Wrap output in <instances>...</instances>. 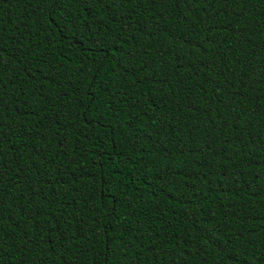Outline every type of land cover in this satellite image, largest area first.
Returning a JSON list of instances; mask_svg holds the SVG:
<instances>
[{"label":"trees","instance_id":"1","mask_svg":"<svg viewBox=\"0 0 264 264\" xmlns=\"http://www.w3.org/2000/svg\"><path fill=\"white\" fill-rule=\"evenodd\" d=\"M0 264H264V0H0Z\"/></svg>","mask_w":264,"mask_h":264}]
</instances>
